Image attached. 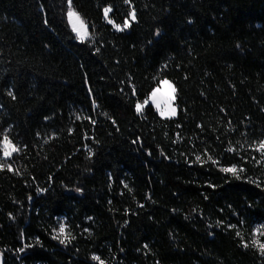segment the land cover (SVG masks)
<instances>
[{
	"label": "trees",
	"instance_id": "16d2710c",
	"mask_svg": "<svg viewBox=\"0 0 264 264\" xmlns=\"http://www.w3.org/2000/svg\"><path fill=\"white\" fill-rule=\"evenodd\" d=\"M68 3L0 0L3 264H264V0H71L84 41Z\"/></svg>",
	"mask_w": 264,
	"mask_h": 264
},
{
	"label": "snow or ice",
	"instance_id": "6c2138e0",
	"mask_svg": "<svg viewBox=\"0 0 264 264\" xmlns=\"http://www.w3.org/2000/svg\"><path fill=\"white\" fill-rule=\"evenodd\" d=\"M124 3L129 4L130 0H124ZM110 11H111L110 8H108V7L104 8V13H105L106 17L108 16V13ZM128 16L131 17L132 20H135L136 19L135 10L133 9L132 11H129ZM67 17H68L69 24L71 25L72 31L75 33L76 39L79 41H83L88 35L87 26L80 19L79 14L73 11L71 0H69V3H68ZM108 22L110 24H113L114 27L118 31H123L124 29H127L130 27V24H129V21L127 18H125L122 26L119 24H115L114 21H112V20H109ZM189 22H191V21H189ZM97 51H99V50H97ZM7 95L12 97L13 99L16 98L14 93L11 90H9L7 92ZM133 95H135V90L133 91ZM151 96H152L153 102H155L156 101L155 90H153ZM145 103H147V101H145ZM135 107H136V111L139 113L141 111V109L143 108V105L140 103H137L135 105ZM157 111H159L162 116H164V115L175 116L176 115V110L174 108H169V110L166 112L159 104H157ZM93 123H95V121H93ZM113 123H115V121H113ZM71 131H72V129H69V132H71ZM18 150L19 149L17 148L16 144L13 143V141L9 138V136L3 135V138L0 139V151L3 152V156L5 158H7V157L11 156L12 153L17 152ZM256 151L259 152L262 157H264V139L259 141V143L256 146ZM91 156H92V152H91V149H89V157H91ZM209 158L211 159V157H209ZM197 159L199 160V157H197ZM260 162L264 163V160H262ZM213 163H216V161H213ZM5 166L6 165H0V168L5 167ZM7 167L9 168V170H11L10 165H7ZM220 171H222L224 173H231L233 176L236 177V179H240L241 178L240 173H243L245 171V169L243 167L237 168V166L233 165L231 167H223L220 169ZM249 182L250 183H256V181H254L252 179H249ZM257 186L260 187L261 185L257 184ZM38 190L43 191V189H38ZM77 191H80V189H77ZM228 226L234 227L231 224H229ZM53 231L55 233L53 238L59 240L60 244H68V243H71V241L75 239L74 236H71L67 232V228H66V225L64 223L60 224L58 232L56 229H54ZM85 231H87V230H85ZM254 231L256 232L257 235L260 234L259 229H256ZM239 235H240V233L237 232V236H239ZM241 243L243 244L244 247L249 246L244 241H241ZM251 246L257 248L260 255L264 256V242H261L257 239H253L251 241ZM145 247H147V245H145ZM24 250H25L24 248L18 249V251H20V252H23ZM91 259L93 261H99L100 264H104V262L97 255H93L91 257Z\"/></svg>",
	"mask_w": 264,
	"mask_h": 264
},
{
	"label": "rangeland",
	"instance_id": "374dc122",
	"mask_svg": "<svg viewBox=\"0 0 264 264\" xmlns=\"http://www.w3.org/2000/svg\"><path fill=\"white\" fill-rule=\"evenodd\" d=\"M67 11H68V8H67ZM66 19H67V22L69 24L68 17H67V12H66ZM69 27L72 30L70 24H69ZM87 32H88V29H87ZM74 35H75V33H74ZM88 37H89V33H88L87 37L84 40H86ZM77 41H79V40H77ZM153 90H155V97H156V101L155 102H153V99H152V96H151ZM153 90L150 92V94H149V96H148V98L146 100L147 103H145V104H149L150 103L155 108L156 111H157V104H159L166 112L169 110V108H174L176 110V106H175V90H174V87H173L172 83L169 80H167V79L161 80L160 83L158 84V86H156ZM157 113L162 118H172V117H174V116H168V115L162 116L159 111H157ZM14 153H12V155ZM11 156L5 158L3 156V152L0 151V165H5L7 163V160L10 159ZM58 223H59V226H60L61 223L65 224V221H64V219L60 218ZM256 229L260 230V234L259 235H257L256 232L254 231ZM254 230H253L252 239H257V240H259L261 242H264V239H262V237H261V225L260 224H256L255 227H254Z\"/></svg>",
	"mask_w": 264,
	"mask_h": 264
},
{
	"label": "water",
	"instance_id": "95a60500",
	"mask_svg": "<svg viewBox=\"0 0 264 264\" xmlns=\"http://www.w3.org/2000/svg\"><path fill=\"white\" fill-rule=\"evenodd\" d=\"M3 261H4V256L2 252H0V264H3Z\"/></svg>",
	"mask_w": 264,
	"mask_h": 264
}]
</instances>
